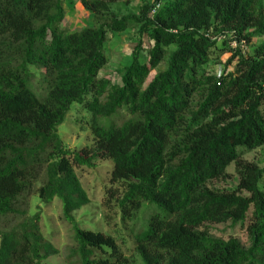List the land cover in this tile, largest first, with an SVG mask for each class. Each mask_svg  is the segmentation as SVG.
<instances>
[{
	"label": "trees",
	"instance_id": "obj_1",
	"mask_svg": "<svg viewBox=\"0 0 264 264\" xmlns=\"http://www.w3.org/2000/svg\"><path fill=\"white\" fill-rule=\"evenodd\" d=\"M65 1L0 0V264H44L59 252L41 211L30 213L34 194L62 201L70 264H129L125 240L72 214L91 201L77 168L103 159L113 161L105 217L112 206L127 220L144 204L156 209L131 234L141 264H264V166L243 159L264 153V41H254L264 0H147L128 12L116 0H81L93 22L72 31L59 28ZM130 28L140 38L115 82L101 73L106 44ZM209 29L234 31L247 48ZM74 102L93 114L94 141L80 149L59 134ZM119 111L131 117L98 119ZM232 163L238 184L216 186ZM227 221L246 226L248 246L208 230Z\"/></svg>",
	"mask_w": 264,
	"mask_h": 264
},
{
	"label": "rangeland",
	"instance_id": "obj_2",
	"mask_svg": "<svg viewBox=\"0 0 264 264\" xmlns=\"http://www.w3.org/2000/svg\"><path fill=\"white\" fill-rule=\"evenodd\" d=\"M147 0H116L113 7L121 12L138 11L140 5ZM66 15L60 23L59 28L72 31L80 29L93 22L92 13L86 10L81 0H67L64 2ZM140 35L135 29H128L122 33H114L107 41L106 48L109 55V63L101 70L102 75L110 77L113 81H120V68L130 63L132 51L138 43ZM144 47L150 46V41L143 36ZM255 42L264 41V35L255 37ZM251 50V47L248 48ZM228 54L223 55L226 59ZM163 65L158 69H162ZM233 68V65L230 69ZM157 71L152 70L147 82L155 75ZM120 113V114H119ZM116 117H99V121L105 125L112 122L122 124L131 115L125 111H119ZM93 114L79 102H74L71 110L66 115L63 123L59 125V134L64 143L70 149H80L83 146L90 145L94 141V135L89 127ZM243 159L255 161L264 166V153L261 147L247 151ZM113 166L111 159L97 160L93 166H82L77 168L81 181L86 188L91 201L81 208L74 210L73 215L80 225L86 228L101 229L108 234H112L119 241L125 240L123 248L129 258V264H141V260L133 251L132 235L146 225L150 215L156 210L151 204H144L131 219H123L117 207H111L110 213L105 217L107 209L103 207L105 195V186L110 182V174ZM239 182V174L235 163L228 166L225 177L216 181L214 184L221 188H234ZM109 209V208H108ZM41 211V230L44 238L53 242L58 248L57 254L48 257L44 264H70L67 260L69 249L74 244V230L72 223L64 216L63 203L58 197H54L47 202L42 201L37 194L32 195L30 204V213ZM247 223V221H246ZM208 230L214 236L222 238L237 237L246 246L249 245V237L246 226L241 223L233 224L232 221L222 223H207ZM133 231V232H132ZM1 242V237H0Z\"/></svg>",
	"mask_w": 264,
	"mask_h": 264
},
{
	"label": "built area",
	"instance_id": "obj_3",
	"mask_svg": "<svg viewBox=\"0 0 264 264\" xmlns=\"http://www.w3.org/2000/svg\"><path fill=\"white\" fill-rule=\"evenodd\" d=\"M162 5V1H158L153 8L151 9V15L154 16L155 13L157 12V10L161 7ZM206 34L211 36V38L213 40H217L218 42L221 41H231L233 46H237L239 43H241L242 46H244L245 48H247V45H244V40L239 42L238 40L234 39V31H222V32H215L213 30H206ZM223 66L220 67V72L222 73L223 71Z\"/></svg>",
	"mask_w": 264,
	"mask_h": 264
}]
</instances>
